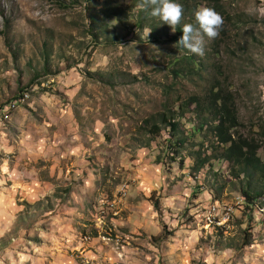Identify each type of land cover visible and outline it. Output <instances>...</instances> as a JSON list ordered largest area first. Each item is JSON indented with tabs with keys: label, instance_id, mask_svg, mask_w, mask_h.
<instances>
[{
	"label": "rangeland",
	"instance_id": "1",
	"mask_svg": "<svg viewBox=\"0 0 264 264\" xmlns=\"http://www.w3.org/2000/svg\"><path fill=\"white\" fill-rule=\"evenodd\" d=\"M137 1L0 0V264H264V207L237 206L260 177L234 178L193 111L179 153L145 123L167 95L203 96L220 80L264 164V0H220L199 74L176 79L173 58L190 52Z\"/></svg>",
	"mask_w": 264,
	"mask_h": 264
},
{
	"label": "trees",
	"instance_id": "2",
	"mask_svg": "<svg viewBox=\"0 0 264 264\" xmlns=\"http://www.w3.org/2000/svg\"><path fill=\"white\" fill-rule=\"evenodd\" d=\"M74 1L75 0H70V3L73 4ZM185 1L187 0H182L181 5H183ZM210 1L212 3L207 5V7L213 8L218 13L225 12L220 0ZM139 3L140 0L138 4ZM196 7L194 5L191 9L189 4L185 5L181 24L175 28V33L171 36V41H174L180 48H183L178 44V40L182 35V26L184 23L195 21L194 13ZM89 10L91 9L89 8ZM113 10H117V15H119L120 8L118 6L114 8L106 6L103 8L102 14L105 17H108V15H115V13L112 12ZM143 12L145 11H141V13ZM89 17L92 20L93 28H95L96 23L98 22L97 16L94 14ZM140 25L143 27L142 23H140ZM91 32L94 33L93 30ZM153 37L157 39L154 33ZM173 59L171 65L173 66L172 73L175 79L183 75L195 76L199 74L201 62L196 59L195 54L185 53L183 56H177ZM38 75L39 74H36L34 78ZM134 80H138V77H135ZM25 89L30 88L26 87ZM25 92L27 91H23L15 100L23 97ZM175 101L180 102L172 107L171 105ZM190 111H193L196 116L201 119V128L207 126L206 129H208V132L214 136L217 147H213V150L216 151L218 148L222 149L220 159L226 161L232 167L231 173L234 178L240 180L242 176L248 179L260 177L261 191L251 183L248 184L246 190H242V197L246 202L244 212L248 209L249 211H253L254 208L258 209V207H260L259 204L264 207V202H261V197L264 195V164L259 157V151L263 147L254 139H248L238 133L237 129L240 126V122L238 119V108L236 106L234 94L231 91H227L220 80H214L212 87L208 89L203 96L190 94L183 100L179 96H176L175 99H171L170 101V98L167 95L164 110L153 114L145 121V123L149 125L148 133L150 134V137H155L163 129H167L169 139L171 140V138H174V142L171 145L175 148L172 149L175 150V153H179V149L184 145L186 140V136H179L180 118ZM210 161H212L211 156H205L204 158L198 157L196 159L194 170L197 172L200 171V169L206 166V164H209ZM214 200L217 201L216 196L214 197ZM247 237H249V240L246 245H249L252 242V238L250 234H247ZM238 250H241V248Z\"/></svg>",
	"mask_w": 264,
	"mask_h": 264
},
{
	"label": "clouds",
	"instance_id": "3",
	"mask_svg": "<svg viewBox=\"0 0 264 264\" xmlns=\"http://www.w3.org/2000/svg\"><path fill=\"white\" fill-rule=\"evenodd\" d=\"M138 8L148 12L150 17L159 18L160 22L172 30L181 24L184 14L183 6L177 0H140ZM194 17L196 26L184 23L178 44L190 53L203 56L205 36L212 40L219 35L223 17L211 7H201L195 11Z\"/></svg>",
	"mask_w": 264,
	"mask_h": 264
},
{
	"label": "bare ground",
	"instance_id": "4",
	"mask_svg": "<svg viewBox=\"0 0 264 264\" xmlns=\"http://www.w3.org/2000/svg\"><path fill=\"white\" fill-rule=\"evenodd\" d=\"M27 97V96H26ZM26 97H24L23 99H22V101L24 102V100L26 99ZM13 105H14V103H13ZM16 105H18V103L16 104ZM15 105V106H16ZM15 106H13V107H15ZM18 107V106H17ZM16 108V107H15ZM4 110V109H3ZM122 191H123V193H122V196L124 197V195L126 196V189H125V185H123V188H122ZM239 202H238V200H237V202H238V207H240V208H244V204H245V199L244 198H242V197H240L239 198ZM221 206V205H220ZM225 206V205H224ZM217 207V206H216ZM223 209V208H222ZM258 209H259V207H258ZM217 209L216 208H214L211 212H210V215L209 216H211L212 215V212H215ZM234 210H235V208H234V206L232 207V208H230V207H228V206H225L224 207V211L226 212V216L228 217V218H230L231 217V215L234 213ZM217 212V211H216ZM208 215V214H207ZM218 217V216H217ZM210 219V218H209ZM218 219V218H217ZM225 222H227V218H225ZM211 221V220H210ZM212 222V221H211ZM219 222V221H218ZM224 226V225H223Z\"/></svg>",
	"mask_w": 264,
	"mask_h": 264
},
{
	"label": "built area",
	"instance_id": "5",
	"mask_svg": "<svg viewBox=\"0 0 264 264\" xmlns=\"http://www.w3.org/2000/svg\"><path fill=\"white\" fill-rule=\"evenodd\" d=\"M12 106H15V104ZM222 218H224V209H222Z\"/></svg>",
	"mask_w": 264,
	"mask_h": 264
}]
</instances>
